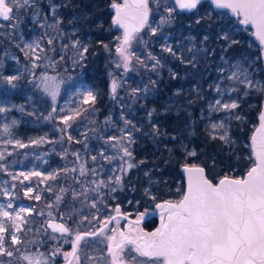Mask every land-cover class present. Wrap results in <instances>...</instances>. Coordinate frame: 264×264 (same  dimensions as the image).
Masks as SVG:
<instances>
[{"label":"snow or ice","instance_id":"obj_1","mask_svg":"<svg viewBox=\"0 0 264 264\" xmlns=\"http://www.w3.org/2000/svg\"><path fill=\"white\" fill-rule=\"evenodd\" d=\"M151 3L152 0H123L122 3H117L114 0L111 5L115 10L112 24L123 30L122 36L116 37L118 43L115 53L118 60L115 66L118 69L122 68L124 73L131 70L133 59H135L146 69L151 68L153 72L159 74L158 69L164 67L163 57H157L149 52L148 59L152 63L151 65L146 64L139 56H136L135 52L131 51L132 42L139 37L146 26L149 27L150 34L156 36L161 26L172 23L173 13L177 7L180 10L193 12L197 10L198 5H201L202 0H174V5L168 4L167 0H155L157 8L163 6L166 13L161 16L160 24L157 27L149 25V15L152 12ZM211 3L218 9H229L232 14L241 18L240 24L251 25L255 30L253 35L264 46V0H211ZM67 6L66 4L52 3L49 5L48 12L42 13L38 10L37 0H0V19L9 21L10 28L16 29L20 21V12L32 9L34 16L32 22L42 30L43 34L31 41H23L21 36L22 46L17 43L16 47L24 54L31 66L29 71L33 80L30 83L51 97L52 108L48 116L45 117L49 121L56 118L54 114L57 113L56 101L59 95V82L56 76H49L46 72L37 76L32 70L43 66L55 71L59 61L52 59L48 52H55V43L68 36L63 29V18L58 12V9ZM203 19L204 17H200L195 23L200 24ZM69 22L71 23V21ZM13 39H15V32H13ZM163 39L165 43L161 45L162 52L168 53L173 58L179 59L182 64L192 67H196L201 58L206 62L207 57L213 55L215 51L204 47L203 42L200 47H197L192 42L194 38H189L190 46L185 49L184 45H180L189 55L185 57L184 51H181L178 56L172 45L167 42L166 34L163 35ZM216 39L223 41L219 45L222 53H227L229 48L240 43L239 40L233 38L232 30L227 26L221 28ZM207 40L208 36L205 35L203 41ZM44 41H46L47 48ZM98 43L110 51L107 44H103L102 41ZM69 47L75 50L78 61L84 60L85 54L89 51L88 46L82 45L78 39L72 40L70 45L67 43L61 45L62 49ZM7 55L8 53L5 52V56ZM60 60H64L63 55L60 56ZM220 61L221 63L216 68L217 78L208 85L210 92L215 95L206 101L208 123L205 125V131L210 140L223 142L231 149L234 145L230 135L231 121L243 120L237 110L247 102L246 98L254 93L264 94V83L254 78L253 71H251L253 66L247 57L231 58L221 55ZM176 76V73H171L172 79H176ZM19 79V75L0 76V80L12 87H15L14 81ZM156 84L155 80L150 79L149 84L143 88H132L129 94L134 101L140 94L146 98ZM121 86L120 80L112 79L110 85L112 99H117V89ZM180 91L178 89L175 95H180ZM193 91L197 98L205 99L202 89L197 87ZM78 95L80 99L73 102V107L67 111L64 108L60 109V112L64 114L59 115L58 118L63 128L58 130L67 136L69 142L75 140L76 143H82L81 140L75 139L70 134L69 129L72 128V123L84 113L95 111L98 94L91 88H84L79 91ZM193 102V100H189V103ZM120 107L122 111L119 119L123 122V127H119L111 117L106 118L105 123L118 130L119 135L101 133L96 136V139L103 143L98 154L90 156L91 167L88 166V159L83 158L80 152L76 151L71 153L75 158L72 167H62L47 174L37 170L8 173L14 181L23 177L19 181L22 185L24 181H29L32 177H40L41 183L56 181L61 174L66 180H71L72 183L67 187L59 188L55 202L47 205L51 209L65 202L66 197H70V201H67L69 205L67 220H65L64 213H59L60 221H63L59 222L49 211L48 219L44 221L41 228L36 229L37 234L43 232L49 240H63L64 243H70L71 251H63L62 244H54L47 253L40 251L39 247L32 251L31 249L37 245V241L35 239L25 240L18 233L32 231V228L27 227L30 223L28 217L36 209L23 205L14 207L12 203L15 198L14 192L5 188L2 194L9 199L6 205L0 204V258L16 257L21 264H54L55 258L62 255L66 264H88V262L95 264L97 260L104 261L105 255L96 256L84 252L82 257L80 253L84 248H87L88 238L102 237L103 239L99 242L106 243L107 264H264V112H261L259 116V127L250 138L251 142L248 145L251 150L250 159L254 157V160H252V166L248 168L246 175L241 178L224 175L214 183L206 176L204 167L185 164L183 170L187 174V190L178 200L156 202L155 208L159 210L160 225L155 231L145 232L140 227V223L148 215L147 210L140 213L135 221H128L127 231H122L119 228L120 219L127 218L126 214L121 213L119 205L114 209L115 215H109L104 220H99L96 213L91 214L90 219L89 215L83 212L84 207H89L96 209L99 213L98 203L104 204L105 197L112 198L111 194L118 190L122 191L125 177L129 171L143 163V161L134 162L135 157L131 148L136 142L135 133L140 132L141 128L125 115L122 103ZM9 111H11L10 108L0 106V113ZM20 111H23V108ZM155 112V109L147 112L153 137L161 134L159 127L152 123ZM219 113L224 115L214 118V114ZM201 114L204 115L203 110ZM16 123L15 120H12L10 123L0 125V144H3L5 149L10 144L18 148L29 146L13 137V128ZM90 123H95V121H90ZM89 131L95 134L99 129L93 128ZM81 135L85 140L88 139L87 131ZM29 143L39 145L52 143V141L41 136L30 140ZM87 147L85 144V149ZM181 147L185 149L186 156H196L195 150L189 151L185 145H181ZM5 155V150H0V161L5 160ZM7 155L10 156L12 153L7 152ZM60 155L66 157L68 150L65 149ZM98 158L102 163H97ZM106 164L109 165L107 170H105ZM212 164L215 166L216 161L213 160ZM0 170L7 172L5 164L0 163ZM145 175L147 176L148 173L146 172ZM11 187L14 189L16 185L13 184ZM46 190L52 192L53 188L49 185ZM33 192L31 186H26L23 189L24 197L40 201L41 195L39 193L34 195ZM145 195L149 196L153 202L156 201V197L148 189H145ZM76 203L81 205L80 209L75 207ZM105 206L107 205L105 204ZM37 215L43 216L44 212L41 211ZM77 216L79 219L74 221L77 227L73 230L67 226V221L74 220V217ZM84 221H87L91 228L82 232L79 230V225ZM93 221H99V226L93 224ZM113 222L117 226L109 229V224ZM9 224L11 231L6 226ZM49 229L51 234L48 232ZM109 231L110 235L107 234ZM6 234L10 235V246H6ZM68 236L73 237L71 241L67 239ZM44 243L46 241H39L41 245ZM20 245H24L23 250L19 247ZM140 258H147V261ZM8 264H11V260L8 261Z\"/></svg>","mask_w":264,"mask_h":264},{"label":"trees","instance_id":"obj_2","mask_svg":"<svg viewBox=\"0 0 264 264\" xmlns=\"http://www.w3.org/2000/svg\"><path fill=\"white\" fill-rule=\"evenodd\" d=\"M120 1L115 0L117 3ZM52 2L68 5L67 7L58 9L59 15L64 21L63 27L69 30V36L71 37L75 35L70 30L76 28L77 34L81 36V44L89 43V51L85 54L84 60L78 61L75 50L71 47L62 49L61 45L65 44V41L59 40L55 43L56 51L48 52V55L52 59L59 61L55 71L52 68H45L43 66L32 71H35L37 76L42 72H46L49 76H56L57 80L61 83V89L64 94L79 81L89 82L96 87L98 95L95 111L84 113L83 116L75 121V125L82 126L85 124L87 127L97 126L99 134L118 135V130L114 129L112 125L106 124L105 121L106 118L111 117L112 121L117 122L119 127L123 126V122L119 119L122 111L120 107L121 103L124 105L123 110L125 115L138 126L139 114L147 110L149 106L155 108L154 121L160 124V135L153 137L151 135V125L148 124L149 133L144 135L143 139H136V142L131 146L135 157L134 162L138 163L139 161H143V163L129 171L127 177H125L123 190H118L116 193L111 194L112 198L105 197L104 204L98 203L100 206L110 208L111 204L117 203L124 211L135 215L138 211L153 209L156 202L180 198L186 188L185 177L181 170L184 164L202 165L206 170L207 176L214 182H217L224 175L235 178H241L245 175L248 168L252 166V160H254V157L250 159L251 150L248 145H250L251 135L259 121L258 117L264 99L263 95L260 94L256 97L249 96V98H246L247 102L242 104L241 111L246 118L242 121H233L232 140L234 141V145L231 149L228 145L223 144V142L210 140L205 131V125L202 124V121L198 118V114H196V134L192 137V145L196 150V156H186L181 149L174 145L178 140L175 141L170 137L167 138L162 133V130L165 129L169 136L176 134L178 128L183 124V121L181 123L177 121L180 115H175L169 111L161 112L163 106L158 100L138 97L134 101L129 94L132 88H136V83L145 78L156 77L159 79V83H164L169 90L172 89V86L176 85L177 80L166 77L164 72L160 75L152 74L151 69H146L137 63L135 59L131 70L127 73H124L122 68L118 69L115 66L118 60L115 53V47L118 43L116 37L121 36L122 31L119 27L112 24L114 11L111 5L114 0H37L38 10L42 13H47L49 5ZM167 3L173 4L171 0H167ZM151 8L154 11L158 10L159 15H166L163 6L159 7V9L157 8L155 0H152ZM19 15L20 21L15 30L8 26L9 21L0 19V25H3V27H0V76H7L9 64L14 65L17 71L16 75H19L20 79L14 81L15 87L11 85H8V87L16 98H22V95L33 86V83H30L33 80L29 71L31 66L25 59L24 54L16 47V44L20 43L22 46L21 36L30 37L34 32L43 34L42 30L32 22L34 19L32 9L20 12ZM188 19L189 15L186 11L180 12L175 10L171 27H168V24L161 26L156 36H152L149 27H147L139 34L137 39V45L135 47L136 56H139L145 63L148 62V51L160 50L158 48V39L161 38L163 29H174L184 24ZM13 32H15V39H13ZM247 38L249 37L243 33L237 39L240 43L233 45L229 48V51L237 54L245 53L246 51L244 50L248 49L246 43ZM242 40L243 42H241ZM99 41L107 44L110 51L102 47L98 43ZM44 44L47 48L46 41H44ZM67 44L70 45L71 42ZM5 52L8 53L7 56H5ZM9 55L13 56L11 61ZM61 55L64 56V60L62 61L60 60ZM40 63L43 64L44 62ZM113 78L120 80L122 85L117 89V99L115 100L110 95V85ZM0 82L3 81L0 80ZM93 120L95 123H90ZM87 134L89 138L90 131ZM75 139L81 140L82 143H76L74 140L72 142V148L74 150L82 148L88 140H85L82 135ZM11 153L12 155H7L5 158L8 168L15 166L12 162H18L25 156L20 149ZM85 154L86 158L90 156L88 153ZM213 160L216 161L215 166L212 164ZM97 163H102V161L98 158ZM88 165L90 167L92 166L91 160L88 162ZM108 167L109 165L106 164L105 170ZM146 172L148 173L147 176L145 175ZM3 175H5V171L0 170V177ZM149 185L154 187L153 191L148 189ZM67 186L68 184L66 183L64 187ZM145 189H148L156 197L155 202L149 196L145 195ZM20 193L22 195L23 192ZM67 201H70V197H66L65 202L60 204V211L57 212L56 218L60 219L59 213H64L65 218L69 214ZM79 205V203H76L75 207L79 209ZM90 211L91 208L89 207H84L83 209L84 214ZM37 213H39L38 210L35 212L37 221L40 219L42 221L44 215L38 218ZM57 221L62 222L60 220ZM84 222L85 225L81 229L87 230L86 227L89 226V223L87 221ZM94 222L96 223V221ZM155 223L156 220H153L150 225L152 226ZM50 242L48 240L43 244L44 250L50 248ZM64 246L69 247L70 245ZM9 260L18 262L16 257L9 258ZM58 261L60 260H57V263Z\"/></svg>","mask_w":264,"mask_h":264},{"label":"rangeland","instance_id":"obj_3","mask_svg":"<svg viewBox=\"0 0 264 264\" xmlns=\"http://www.w3.org/2000/svg\"><path fill=\"white\" fill-rule=\"evenodd\" d=\"M171 1L174 4V0ZM52 3H56V2H52ZM118 3H122V0ZM176 10L181 12V10L178 7L176 8ZM158 12H159L158 10L154 11L152 9V12L149 15V25H151L152 27H157L160 24V19L162 15H159ZM187 13L189 15V19L186 20L184 24L174 29H170V28H166L165 30L163 29V31L161 32V38L158 39V48L160 50L148 51V53L151 52L153 55H156L157 57H163L162 63L164 64V67L162 69H158V73L160 75L164 72L165 76L170 78H171V73H176L177 74L176 85L172 86V89L169 90L164 83H159V79L153 76L149 78H145L136 83V87L143 88L145 85L149 84L150 79L155 80L157 84L155 88L146 96V98L143 97V94H140L139 97L143 99L153 98L155 100H158L163 106L161 112L169 111L175 115H180L177 121L180 123L181 121H183V124L178 128L177 133L173 134L172 136H169V134H167L168 132L165 129L162 130V133L163 134L166 133L167 138L170 137L172 139V137H175V139L173 140L175 141L178 140V141L174 145L177 146L179 149H181V151H183L184 153H185V149L181 147V145H185L187 147V150L189 151L195 150V148L192 145V141H193L192 137L196 134L195 115L198 114V118L199 120L202 121V124L206 125L208 123V120L206 118L207 117L206 101L212 99L215 95L214 93L210 92L208 85L213 83V81L217 78L218 73L216 71V68L221 63L220 61L221 55H226L227 57H231V58H240L242 56L247 57L249 63L253 66L251 71H253L254 78L264 83V61L262 57V45L260 44L259 40L253 37V28L250 25L240 24L239 23V20L241 19L240 17L233 15L229 9H216L210 0H203L201 5H198L197 10ZM200 17H204V19L201 20L200 24H196L195 21ZM168 25H169L168 27H171V24ZM226 26L230 27V29L232 30L233 38L236 40L239 37H241L243 33L249 37L246 39L248 49L244 50L246 51L245 53L237 54L234 52H230L229 50L227 53H222L220 51L219 45L222 44L223 41H219L218 39H216V36L217 33L220 32L221 28ZM146 28L147 26L144 28V30ZM63 29L68 34L67 38L63 39L65 43H69L72 40H76V39L81 41V36L77 34L76 28L70 30L72 34L75 33L74 37L69 36V30L66 27H63ZM121 31H122L121 32V36H122L123 30L121 29ZM164 34L167 35L168 37L167 42L172 45L174 50L177 52L178 56L180 55L181 51H184L185 57L189 55L185 50L187 46H190L189 38H194L192 42L195 43L197 47H200L201 43L203 42V46L208 48L210 51L214 49L215 50L214 54L208 56L206 62L203 58H201L200 62L196 65V67L182 64L179 59L173 58L168 53H164L161 51V45L165 43V40L163 39ZM40 35L42 34L39 32H34L33 35L30 37H23V36L22 37H23V41H31L32 39H35ZM205 35L208 36V40L206 42L203 41V37ZM137 39L132 42L131 51L133 52H135ZM241 42H243V40ZM84 45L88 46L89 43L86 42ZM180 45H184L185 49H182ZM9 59L11 61L13 59V56L9 55ZM151 63L152 61H150L149 59L148 62H146V64L149 65H151ZM8 69L9 70L7 76L17 74V71L15 70L13 64H9ZM147 69H151V68H147ZM152 74H157V73L152 71ZM197 87L202 89V94L205 96L204 100L197 98L196 93L193 91V89ZM84 88H91L97 93L96 87L93 84L86 81H79L75 86L69 88V90L64 94L61 89V83L59 82V95L57 96V101H56L57 113L54 114L56 118L49 121L45 119V117L48 116L52 108V101L50 96L43 93L40 89L34 87L33 84V86L29 88L22 95V98H16L15 96H13L8 85L5 84L4 82H0V106L11 109V111L9 112L0 113V125L4 123H10L12 120H15L17 123L16 126L13 128V137L29 145L26 148H18L10 144L7 145L5 149V146L3 144H0V150H5L6 152L5 158L7 156V152H13L15 150L17 151V149L22 150L23 155H25L24 158H22L18 162H12V164L15 166H11L9 168L7 167L6 160L0 161L3 164H5V166L7 167V172H5V175L0 177V204L6 205L8 203L9 198L2 194L3 189L7 188L9 191L14 192L15 198L12 200L14 207L20 205L32 206L39 212L41 211L44 212V218L42 219V221L41 219L38 220L39 222L37 221V216L35 214L36 211L31 216L28 217L30 223L29 225H27V227L32 228L31 232L18 233V235L22 236L23 239L25 240L35 239L37 241V245L33 246V248L31 249L32 251H35L36 247H39L40 251L47 253L53 247L54 244L57 245L62 244L63 251H69V252L71 251V244L64 243L63 240L60 241L50 240L51 241L49 245L50 248L48 250H44L43 244L42 245L39 244V241L41 240L48 241L49 240L48 236L44 235L43 232L37 234L36 229L41 228V225L44 223V221L48 219L47 213L49 211H51L54 216H56L57 212L60 211V205L54 206L51 209H49L47 205L49 203L55 202V197L60 187H64L66 183L71 184L72 182L71 180H66L63 174H61V176L56 181H46L44 183H41L40 177H32L29 181H24V184L22 185L20 184L19 181L22 180L23 177H20L18 180L14 181L12 180L11 176L8 175V173H18L21 171L29 172L32 170H37L47 174L48 172H51L55 169H59L62 167H66V166L72 167V162L75 159L71 155V153L73 152L79 151L83 158L85 159L89 158L88 162L90 161L91 155L98 154L103 143L102 141L96 139V136L100 135L99 131L96 132L95 134L92 131H90V136L88 140L85 142V144L88 146L87 149H85V144H84L82 148L80 149L78 148L74 150L72 148L73 141L69 142L67 140V136L63 135L58 130L59 128H63V125L59 122V118H58L59 115L64 114L60 112V109L64 108L65 111H67L69 108L73 107L74 106L73 102L78 101L80 99L78 95L79 91H81ZM178 89L181 91H180V95L177 96L175 95V93L177 92ZM257 95H260V93H254L253 95H251V97H256ZM261 95H263L264 97V94ZM189 100H193L194 102L189 103ZM21 108H23V111H20ZM152 109L155 108L149 106L147 110L139 114V118H140L139 127L141 128V131L135 133L136 139L137 138L143 139L144 135H147L149 133L148 124L150 123L148 121L147 112ZM202 110L204 112L203 116L201 114ZM237 111L243 117V119L246 118V116L242 114L241 108L238 109ZM29 113H32V115H29ZM223 115H224L223 113L214 114V118ZM154 117L155 116L153 115L152 123H155L158 127H160V124L157 121H154ZM233 121L234 120L231 121V125H230L231 138H232ZM93 128L97 129V126L87 127L85 124H83L82 126H77L75 125V121H74L72 123V128L69 129V132L71 135L77 138L81 136V133H84L86 131L88 132L89 129H93ZM118 135H119V131H118ZM41 136H45L47 140L52 141V143H41L39 145H31L29 143L30 140L37 139ZM65 149L68 150V155L66 157H62L60 153H62ZM85 153H88V155L90 156L86 158ZM106 154L108 153L106 152ZM37 157H39V159H37ZM13 184L16 185L14 189L11 187V185ZM49 185H51L53 188L52 192L46 190ZM26 186H31L33 188L34 195L39 193L41 195V200L36 201L34 199H28L24 197L23 193L21 195L20 192H23V189ZM148 189L153 191L154 187L152 185H149ZM180 198H174L171 200H178ZM116 206L117 203L111 204L110 208L103 207L98 204L97 207L100 209L99 213H97L96 209H91L90 212H87L85 214H88L89 218H91V214L96 213L99 216V220H104L109 215H115L114 209ZM78 208L80 209L81 205H79ZM146 210L148 212V215L156 211L155 208L146 209ZM9 211H11V209H9ZM121 212H124V210L121 209ZM142 212H145V210L141 212L139 211L136 212L135 217H137ZM67 216L65 218L66 220H67ZM56 219L60 220L58 218ZM78 219L79 217L77 216L74 217V220H68L67 226L75 230L77 225L75 224L74 221ZM93 224L99 226V221H96V223L94 222ZM83 225H85V222L79 225V230L82 232L88 231L91 228V225L89 224V226L86 227L87 230H82L81 227ZM159 225L160 224H158L157 227H159ZM6 226L9 227L11 231L10 224ZM116 226L117 225L115 224V222H113L109 224L108 227L109 229H111ZM140 227L145 232H152L148 230L143 224H140ZM119 228L122 231H127V228H125L124 219H120ZM48 232L49 234H51L50 229L48 230ZM107 234L110 235L111 232L109 231ZM56 235L58 236L59 234ZM72 238H73L72 236L67 237L69 241H71ZM88 239H89L88 246L87 248H84L83 251L80 253L81 256L82 257L84 256V252H88L96 256L105 255L104 261L97 260L95 264H107L106 243L99 242L103 238L100 237L95 239L94 238H88ZM5 243L6 246L11 245L9 234H6ZM64 245H70V246L65 247ZM19 247H21V249L23 250L24 245H20ZM82 247H83V242H82ZM140 259L147 261V258H140ZM57 260L60 261H58L57 263ZM0 261H2V264H8L9 258L3 257L0 258ZM64 261L65 260L63 256L59 255L55 258L54 264H59ZM11 264H21V262L11 261ZM90 264H93V262H90Z\"/></svg>","mask_w":264,"mask_h":264},{"label":"flooded vegetation","instance_id":"obj_4","mask_svg":"<svg viewBox=\"0 0 264 264\" xmlns=\"http://www.w3.org/2000/svg\"><path fill=\"white\" fill-rule=\"evenodd\" d=\"M120 208L122 209V207L120 206ZM155 208V207H154ZM155 210H157L155 208ZM123 214H126V219H124V222H125V228L128 227V221H135L133 219H136L135 215H132L131 213L129 212H121ZM150 215V214H149ZM148 216V215H147ZM146 217V216H145ZM153 220H156V223L154 225H150L152 223ZM140 224H143L148 230L150 231H155V229L157 228L158 224H160V217H159V213L155 216H150L148 217L146 220L144 221H141ZM61 264V263H60Z\"/></svg>","mask_w":264,"mask_h":264},{"label":"water","instance_id":"obj_5","mask_svg":"<svg viewBox=\"0 0 264 264\" xmlns=\"http://www.w3.org/2000/svg\"><path fill=\"white\" fill-rule=\"evenodd\" d=\"M203 1V0H202ZM211 1V0H210ZM122 2H123V0H122ZM214 7H215V5H213ZM216 8V7H215ZM216 9H218V8H216ZM113 11H114V15H115V10L113 9ZM181 11H185V10H181ZM186 12H188V11H186ZM234 15V14H233ZM251 26V25H250ZM118 27V26H117ZM254 29H253V33H254ZM253 37L255 38V39H257L254 35H253ZM258 40V39H257ZM262 57H263V61H264V46H262ZM261 112H264V99H263V103H262V108H261ZM261 112H260V114H261ZM260 114H259V116H260ZM259 125H260V120H259V122H258V124H257V126H256V128L254 129V131H253V133H252V135L255 133V131H256V129L259 127ZM251 135V136H252ZM185 165V164H184ZM184 165L182 166V168H181V170H182V173H183V175H184V177H185V181H186V190H187V174L184 172V170H183V168H184ZM189 165H191V164H189ZM196 165H199V164H196ZM199 166H201V167H203L202 165H199ZM205 174H206V170H205ZM245 175H246V173H245ZM206 176H207V174H206ZM209 178V177H208ZM221 178H223V177H221ZM235 178V177H234ZM210 179V178H209ZM214 182V181H213ZM218 182V181H217ZM214 183H216V182H214ZM185 190V191H186ZM120 207V206H119ZM159 213V210L157 209L155 212H152L150 215H148V216H146L142 221H144V220H146L148 217H150V216H155V215H157ZM133 220H135V219H133ZM84 232V231H83ZM61 264H66V262L64 261V262H62Z\"/></svg>","mask_w":264,"mask_h":264}]
</instances>
